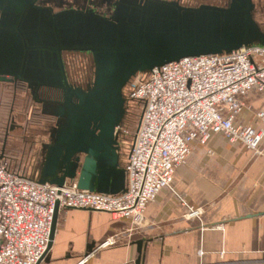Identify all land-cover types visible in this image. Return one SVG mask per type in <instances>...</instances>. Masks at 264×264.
I'll return each instance as SVG.
<instances>
[{
    "label": "water",
    "instance_id": "95a60500",
    "mask_svg": "<svg viewBox=\"0 0 264 264\" xmlns=\"http://www.w3.org/2000/svg\"><path fill=\"white\" fill-rule=\"evenodd\" d=\"M34 2L0 0V80H20L35 89L43 85L68 89L63 50L91 51L95 64L92 87L77 97L72 109L68 105L72 95L65 93L67 116L61 109L50 112L60 124L56 132L51 130L50 140L41 143L45 153L37 179L57 185L76 179L80 188L110 193L124 189L115 127L125 113L122 90L135 74L187 56L264 45V30L253 17L252 0L194 9L152 0L142 10H131L128 21L118 23L74 10L42 18ZM57 215L56 204L48 251ZM136 243L139 264L143 241Z\"/></svg>",
    "mask_w": 264,
    "mask_h": 264
},
{
    "label": "built area",
    "instance_id": "2783aa9c",
    "mask_svg": "<svg viewBox=\"0 0 264 264\" xmlns=\"http://www.w3.org/2000/svg\"><path fill=\"white\" fill-rule=\"evenodd\" d=\"M252 92L264 94V45L187 56L135 74L127 95L143 101V110L128 151L125 187L117 193L80 188L76 179L63 185L41 182L0 160V264L44 260L56 204L58 211L105 210L127 218L132 229L139 227L147 205L160 189L171 186L193 143L206 145L215 133L264 155V129L236 122ZM258 115L264 120V111ZM115 130L127 132L120 124Z\"/></svg>",
    "mask_w": 264,
    "mask_h": 264
},
{
    "label": "crops",
    "instance_id": "0c3cea01",
    "mask_svg": "<svg viewBox=\"0 0 264 264\" xmlns=\"http://www.w3.org/2000/svg\"><path fill=\"white\" fill-rule=\"evenodd\" d=\"M244 102L236 122L264 129L258 115L264 111V94L252 92ZM49 140L48 135L43 141ZM118 140L117 167L125 170L131 141L121 132ZM44 153L40 149L34 159L39 176L22 164L26 174L41 176ZM195 208L198 212L190 215ZM138 239L143 241L139 264H264V155L220 133L206 145L193 143L171 186L160 189L147 205L142 225L132 229L127 218L105 210L61 209L40 264L135 262Z\"/></svg>",
    "mask_w": 264,
    "mask_h": 264
},
{
    "label": "flooded vegetation",
    "instance_id": "af4514ba",
    "mask_svg": "<svg viewBox=\"0 0 264 264\" xmlns=\"http://www.w3.org/2000/svg\"><path fill=\"white\" fill-rule=\"evenodd\" d=\"M152 0H35L34 6L39 11V16L42 18L48 17L58 12L62 11H76L81 13H88L91 17H97L102 21H107L109 23H118L120 20L128 21L129 14L131 10L139 9L142 10L143 5H148ZM165 1L166 3L176 5L182 9H194L203 5H215L219 7H227L230 0H157ZM253 1V0H252ZM255 10V9H254ZM254 14V11H253ZM254 16V15H253ZM70 56L74 58V61L82 58L85 60L84 73L77 76V79H72L68 73L66 57ZM64 72L70 88H59L54 86L43 85L38 88H30L26 83L20 80H0V82H5L11 85L12 89L15 91H23L32 100L35 107L31 110V116L35 114V108L40 110V113L44 116H48L49 124L47 127L48 135L50 136L51 130L55 131V126H59L58 116L50 114L60 110L62 111V116H67L66 112L69 108H73L78 103V96H81L83 91H87L93 85L94 80V59L93 53L91 51L85 50H72L61 52ZM7 79H11L9 75H6ZM126 87V86H125ZM123 88L122 92L127 95V89ZM65 93L67 96H71V100L68 102L69 108H67L65 102ZM63 103V104H62ZM62 104V105H61ZM126 106V103H125ZM124 116H126V108ZM14 124H10L12 128ZM7 134V133H6ZM7 136L5 135L3 140V146L6 145ZM5 142V143H4ZM42 142V141H41Z\"/></svg>",
    "mask_w": 264,
    "mask_h": 264
},
{
    "label": "rangeland",
    "instance_id": "374dc122",
    "mask_svg": "<svg viewBox=\"0 0 264 264\" xmlns=\"http://www.w3.org/2000/svg\"><path fill=\"white\" fill-rule=\"evenodd\" d=\"M254 3V19L262 30H264V0H253ZM68 73L72 79L84 73L85 60L79 58L74 61L67 55L66 57ZM131 79L125 85L126 89ZM127 92V91H126ZM126 102V116L123 117L120 126L127 129L122 132V136L129 142L135 131L137 121L140 115V108L130 101H127V95H124ZM0 148L4 147V152L14 157L16 161L27 167L29 166L30 174L38 177L34 168V159L41 149V143L48 137L47 127L49 117L42 116L39 109H34L35 114L31 116V110L36 104L23 91H15L11 85L0 82ZM132 106V107H130ZM14 124L12 128L10 124ZM7 133V134H6ZM7 136V143L3 146V140ZM42 140V142H41Z\"/></svg>",
    "mask_w": 264,
    "mask_h": 264
},
{
    "label": "trees",
    "instance_id": "16d2710c",
    "mask_svg": "<svg viewBox=\"0 0 264 264\" xmlns=\"http://www.w3.org/2000/svg\"><path fill=\"white\" fill-rule=\"evenodd\" d=\"M127 92H128V88H127ZM127 97H128V95H127ZM127 101L132 102L133 104L137 105L140 108V115H139V118H140L141 112L143 110V101L131 100L130 98H128ZM126 103H128V102H126ZM130 107H132V106H130ZM41 115L44 116L43 114H41ZM138 121H139V119H138ZM138 121H137V124H138ZM137 124H136V126H137ZM133 135H134V133H133ZM133 135H132L130 141H132ZM0 154H1V148H0ZM2 159L6 161L7 166L9 168L15 169L19 172H24V170L22 169V164L19 161H16L13 156L8 155L6 152H4L3 155H1V157H0V160H2ZM30 176H32V175H30Z\"/></svg>",
    "mask_w": 264,
    "mask_h": 264
}]
</instances>
